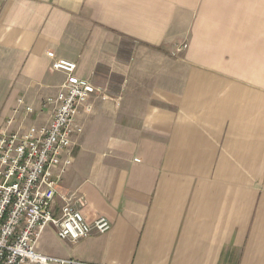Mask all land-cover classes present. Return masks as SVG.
<instances>
[{
	"label": "crops",
	"instance_id": "0c3cea01",
	"mask_svg": "<svg viewBox=\"0 0 264 264\" xmlns=\"http://www.w3.org/2000/svg\"><path fill=\"white\" fill-rule=\"evenodd\" d=\"M48 51L107 95L79 106L58 192L111 227L44 229L38 252L264 264V0H0V124L49 122L65 76Z\"/></svg>",
	"mask_w": 264,
	"mask_h": 264
},
{
	"label": "built area",
	"instance_id": "2783aa9c",
	"mask_svg": "<svg viewBox=\"0 0 264 264\" xmlns=\"http://www.w3.org/2000/svg\"><path fill=\"white\" fill-rule=\"evenodd\" d=\"M185 48L183 43L177 51ZM47 56L51 68L65 76L55 97L43 102L53 105L49 122L13 129L9 118L0 125V264H83L38 252L37 240L44 228L50 224L58 238L76 242L111 227L104 216L86 221L78 207L83 196L58 192L72 162L71 138L80 131L74 125L78 108L103 90L92 79L79 77L75 62L51 51ZM25 111L31 108L26 106Z\"/></svg>",
	"mask_w": 264,
	"mask_h": 264
},
{
	"label": "rangeland",
	"instance_id": "374dc122",
	"mask_svg": "<svg viewBox=\"0 0 264 264\" xmlns=\"http://www.w3.org/2000/svg\"><path fill=\"white\" fill-rule=\"evenodd\" d=\"M44 229H45L44 230V235L45 234H48V235H51V236L54 235L55 236V243H58V239L60 240V238H58V236L56 235L54 227L51 226L50 224H48ZM60 241H62V240H60Z\"/></svg>",
	"mask_w": 264,
	"mask_h": 264
}]
</instances>
